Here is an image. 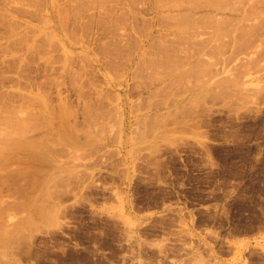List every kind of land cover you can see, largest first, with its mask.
Masks as SVG:
<instances>
[{"label": "rangeland", "instance_id": "374dc122", "mask_svg": "<svg viewBox=\"0 0 264 264\" xmlns=\"http://www.w3.org/2000/svg\"><path fill=\"white\" fill-rule=\"evenodd\" d=\"M134 1L131 11L127 0H102L110 15L92 8L93 19L77 22L64 0H47L41 11L36 0L0 9V142L13 138L0 151V264H264V0H157L145 57L121 91L126 140L119 145L111 125L104 141L80 138L77 150L59 143L56 121L71 107L79 114L98 96L114 105L96 68L107 62L122 80L123 62L153 15ZM13 120L32 130L15 133Z\"/></svg>", "mask_w": 264, "mask_h": 264}, {"label": "bare ground", "instance_id": "6f19581e", "mask_svg": "<svg viewBox=\"0 0 264 264\" xmlns=\"http://www.w3.org/2000/svg\"><path fill=\"white\" fill-rule=\"evenodd\" d=\"M32 1L33 0H0V9H2V10H0V12L2 11V12H4V13H6V10H8V7H9V10H10V5H11V3H13V2H18V3H22V4H26V5H32L33 3H32ZM63 1V0H62ZM66 3H68L69 4V6L73 9V10H75V13H74V11L73 10H69V9H67L68 11H73V13L76 15V18H75V21L77 22L80 18V16H82V18H84L85 17V21H87L88 20V18H86V16L87 17H89V15L91 16V17H89L90 19L92 18V16H93V10H97L98 11V13H102L101 11H103V15H104V13H108L106 10L108 9V7H107V9L105 10L104 8H106V6H107V4L105 5L104 4V6H103V2H102V0H64ZM114 1V0H113ZM118 0H115V4H117L118 2H117ZM127 1H129V3H131V4H129V7H131L130 9H131V11H132V9H134L135 10V6H136V2L133 0H127ZM164 1V0H163ZM167 1V0H166ZM166 1H164V2H166ZM172 1V0H171ZM168 1V2H170V3H175L174 1ZM177 1H179V0H177ZM188 1V0H187ZM194 2L196 1V0H193ZM198 1V0H197ZM212 2L214 1V0H211ZM216 1V0H215ZM225 1V0H224ZM36 2H37V0H36ZM39 2H41V3H39V5L41 4H43V5H46V2H47V0H40ZM110 2V1H109ZM121 3H122V0L120 1ZM120 2H119V4H120ZM141 3L143 2L144 4H146L147 5V8L148 9H150V11L153 13V15H152V17L150 18V20H148L149 21V31H148V33H147V35H145V38L143 37V38H141V37H136L137 39L135 40V39H133V40H135V43H134V47L135 48H133L134 50H133V52L132 51H130L131 52V54H127L128 55V58L126 59L127 61L126 62H123L124 64L122 65L123 67V71H121L122 72V75H123V78H122V80L121 81H115V79L117 78H113L114 77V73H115V75H116V73H117V71H119V69L116 71V72H113L112 71V69H110L109 67H111V65L110 66H108L107 65V62H103L102 64H97V72L99 73V75H101V77H102V83H104L105 85H106V87L108 86V88H112L113 89V92H112V97H110V98H112L113 99V101H114V105H112V107H111V109H110V107L108 108V107H106V106H103L102 104H101V99H100V96H98V101H97V103H91V104H89L88 105V102H86V100L84 101L85 103H83V105H82V110L81 109H79L78 108V112L80 111V113H81V115H82V119H83V121H84V126H82L81 128L78 126V124H77V116L76 115H79L77 112H76V109H75V111L73 110L74 108H77V107H71V109H72V112H70V113H68L67 112V114L68 115H65V117H58V119H57V124H56V127L55 128H57L56 129V132L58 133V139H60L61 141L59 142V140H58V142L61 144L62 143V145L65 143V144H67L68 143V146H70L71 148H72V150H77L78 148H81V146H83V144L85 145V144H89V143H94V142H98V141H104L106 138H107V134H108V131H110L112 128H111V125H112V127L113 126H116L117 127V129L115 130V138H116V140H117V142H118V144L120 145V144H122L123 143V141L124 140H126L125 138H124V136H123V132H124V129H125V116H126V114H125V112H126V110H125V108L126 107H124V102H126L125 100L127 99L126 98V94H125V92H121V91H123L122 89H123V87L127 84V80L125 79V77H126V75H127V73H128V70L131 68H133V67H137L136 69H138L139 68V66H137V61L139 60V59H141L142 57H141V55L142 54H144V52H143V46H144V43H145V41L147 40V38L150 36V34H151V32H152V29H153V25L155 24V19H154V16H155V14H156V11H157V6H159V5H162V0H161V2L162 3H160V4H158L159 2H160V0H159V2L157 1V0H143V1H140ZM155 2V3H154ZM158 2V3H157ZM168 2H166V3H164V5L166 6L167 5V3ZM180 2H183V1H180ZM190 2H192L191 0H190ZM193 2V3H194ZM201 2H203V1H199L197 4H199V3H201ZM205 2V1H204ZM203 2V3H204ZM230 2V1H229ZM245 2H247L246 0H245ZM263 2V1H262ZM17 3V4H18ZM105 3V2H104ZM113 3V2H112ZM125 2H123V4H124ZM132 3H135V6L133 7V5L134 4H132ZM141 3H139V5L141 4ZM172 3V4H173ZM178 3V2H177ZM184 3V2H183ZM188 3H189V1H188ZM203 3H202V5H203ZM206 3V2H205ZM205 3H204V7L206 8V6H205ZM209 3H210V0H209ZM209 3H207L208 5H209V7L210 8H212V3H211V5L209 4ZM216 3V2H215ZM218 3V2H217ZM216 3V4H217ZM232 3H234V1H232ZM231 3V6H233V4ZM8 4H9V6H8ZM16 4V6L18 7V5ZM37 4V6L38 7H40L39 9H40V11L42 10L41 8H43V6L41 7V5L39 6L38 5V2L36 3ZM65 4V3H64ZM118 4V5H119ZM127 4V3H126ZM221 4V3H220ZM224 4H225V2H224ZM224 4H223V6H224ZM263 4V3H262ZM25 5V6H26ZM67 5V4H66ZM65 5V6H66ZM110 5V4H109ZM132 5V6H131ZM141 5H143V4H141ZM170 5V4H169ZM174 5V4H173ZM183 5V4H182ZM190 5V4H189ZM188 5V6H189ZM230 5V4H229ZM15 6V5H14ZM20 6H21V4H20ZM34 6H36V5H34ZM64 6V7H65ZM68 6V5H67ZM67 6H66V8H67ZM113 6V5H112ZM117 6V5H116ZM144 6V5H143ZM165 6H163L164 7V9L163 10H165ZM178 6V5H177ZM183 6H185V5H183ZM183 6H182V10H181V12L183 13ZM190 6H193V4L192 5H190ZM189 6V7H190ZM200 5H198V7H199ZM214 6V5H213ZM220 6V5H219ZM222 6V5H221ZM219 7L220 9L219 10H221V9H223L224 7ZM228 7V5H227V3L225 4V7ZM11 7H13V5L11 6ZM22 7H24V6H22ZM64 7L62 6V8L64 9ZM104 7V8H103ZM111 7V6H110ZM114 7V6H113ZM138 7V6H137ZM136 7V8H137ZM175 7H176V4H175ZM174 7V8H175ZM179 7H180V9H181V4H179V6H178V10H179ZM193 7H197L196 5L195 6H193ZM201 7V6H200ZM199 7V8H200ZM203 7V8H204ZM251 7V6H250ZM254 8L256 7V6H253ZM93 8V9H92ZM95 8V9H94ZM112 8V7H111ZM144 8V7H143ZM155 8H157V9H155ZM162 8V7H161ZM167 8H168V6H167ZM169 8H171V7H169ZM176 8H175V10H176ZM185 8H187V6L185 7ZM184 8V9H185ZM215 8V7H214ZM217 8H218V6H217ZM257 8V7H256ZM255 8V9H256ZM44 9V8H43ZM91 9H92V13L91 12H88V11H91ZM102 9H104L106 12H104V10H102ZM141 9V8H140ZM155 9V10H154ZM193 9H195V8H193ZM229 9H232V8H229ZM248 9H250V8H248ZM254 9V10H255ZM19 10L18 8H15L14 9V7L12 8V10L11 11H14V12H17V11ZM45 10V9H44ZM112 11H111V13L113 12V9H111ZM116 10V9H115ZM118 10V9H117ZM119 10H120V8H119ZM125 10V9H124ZM128 10V9H127ZM134 10H133V13H134ZM138 10V9H137ZM159 10V9H158ZM170 10V9H169ZM173 10V9H172ZM174 10V11H175ZM178 10L176 11V12H178ZM191 10V9H190ZM212 10V9H211ZM211 10L209 9V10H207V11H209V12H211ZM257 10H258V14H257V16L259 15V9L257 8ZM257 10H255V11H257ZM61 11H63L64 12V10H61ZM64 12V14H66V13H68L67 14V19H68V15H71L72 13H70L69 14V12ZM85 11H87V15L84 13ZM100 11V12H99ZM122 11V10H121ZM126 11V10H125ZM140 11V10H139ZM160 11V10H159ZM187 11L188 12H190L189 10H185L184 12V14H186L187 13ZM252 11V10H251ZM251 11H249V12H251ZM117 12H119V11H117ZM150 12V13H151ZM165 12V11H164ZM193 12V11H192ZM61 13V12H60ZM84 13V14H83ZM95 13V12H94ZM132 13V14H133ZM137 13H139V12H137ZM137 13H134L135 15L137 14ZM168 13H173V11L171 12H168ZM194 13V12H193ZM192 13V14H193ZM203 13V12H202ZM254 13V12H253ZM41 14V13H40ZM39 14V15H40ZM73 14V15H74ZM78 14V15H77ZM83 14V15H82ZM109 15H110V13H108ZM120 14V13H119ZM166 14H167V11H166ZM170 14H169V16H170ZM178 14V13H177ZM176 14V15H177ZM183 14V15H184ZM192 14H191V16H192ZM194 14H196V13H194ZM206 14V13H205ZM205 14H203V15H205ZM42 15V14H41ZM61 15V14H60ZM73 15H71V16H73ZM75 15L73 16V17H75ZM100 15V14H99ZM114 15H115V13H114ZM135 15H134V17H135ZM138 15H140V14H138ZM158 15V14H157ZM172 15V14H171ZM179 15H181L182 16V14H179ZM187 15H188V13H187ZM190 15V14H189ZM200 15V14H199ZM203 15H201V17L199 18V16H198V18L199 19H201V18H203V19H205V20H209V19H207V18H204V17H202ZM256 15V14H255ZM3 16V15H2ZM1 15H0V17H2ZM46 16V15H45ZM71 16H69V18L71 17ZM100 16H102V15H100ZM118 16V15H117ZM117 16H115V18L117 17ZM168 16V15H167ZM167 16H165V17H167ZM174 16V15H173ZM172 16V17H173ZM181 16H179V17H181ZM185 16V15H184ZM194 16V15H193ZM206 16H207V14H206ZM205 16V17H206ZM65 17V16H64ZM63 17V18H64ZM72 17V18H73ZM77 17H78V19H77ZM105 17H107V16H105ZM110 17V16H109ZM120 17V16H119ZM133 17V16H132ZM133 17V18H134ZM159 17H160V15H159ZM162 17H164V16H162ZM161 17V18H162ZM187 17V16H186ZM190 17V16H189ZM209 17V16H208ZM4 18H5V16H4ZM45 18V17H44ZM62 18V20H64ZM81 18V19H82ZM125 19V21H126V17H124ZM160 18V19H161ZM171 18V17H170ZM175 18V17H174ZM183 18V17H182ZM188 18V17H187ZM197 18V19H198ZM0 19H2L3 20V18H0ZM93 19V18H92ZM101 19H102V17H101ZM107 19V18H106ZM113 19V18H112ZM112 19H109V20H111V22L113 21ZM116 19H118V17L116 18ZM121 19V18H120ZM138 18H135V20H137ZM142 18H140V20H141ZM159 19V20H160ZM180 20H181V18H179ZM191 19V18H190ZM189 19V20H190ZM195 19H196V17H195ZM202 19V20H203ZM5 20H6V18H5ZM5 20H3V23L5 22ZM83 20V19H82ZM81 20V21H82ZM100 20V19H99ZM103 20V19H102ZM105 20V19H104ZM170 20H173L172 18L170 19ZM169 20V21H170ZM178 20V19H177ZM176 20V21H177ZM201 20V21H202ZM218 20V19H217ZM47 21V20H46ZM61 21V20H60ZM89 21V20H88ZM92 21V20H91ZM107 21H108V19H107ZM124 21V22H125ZM141 21H143V20H141ZM164 21V20H163ZM162 21V19H161V22H163ZM192 21V20H191ZM193 21H194V18H193ZM196 21V20H195ZM198 21V20H197ZM196 21V22H197ZM200 21V20H199ZM61 22H63V21H61ZM75 22V23H76ZM100 22V21H99ZM103 22V21H102ZM145 22V23H144ZM143 23L146 25V23H147V21H144ZM165 22V21H164ZM181 22V21H180ZM183 22V21H182ZM184 22H185V20H184ZM205 22V21H204ZM209 22V21H208ZM215 22V21H214ZM6 23V22H5ZM66 23L67 22H65V25H66ZM74 23V22H73ZM75 23L73 24V25H75ZM83 23V22H82ZM89 23V22H88ZM92 23V22H91ZM104 23H106V22H104ZM110 23V22H109ZM115 24H117L118 23V21L117 22H114ZM113 23V24H114ZM135 23V22H134ZM140 23V22H139ZM142 23V24H143ZM169 23V22H168ZM173 23V22H172ZM178 23V22H177ZM191 23V22H190ZM199 23V22H198ZM197 23V24H198ZM206 23V22H205ZM218 23H221V22H218ZM70 24H72V23H70ZM100 24V23H99ZM102 24V23H101ZM120 24V23H119ZM118 24V25H119ZM157 24H158V22H157ZM163 24V23H162ZM165 24V23H164ZM169 24H171V23H169ZM204 23H202V25H203ZM222 24V23H221ZM52 25V24H51ZM81 25V24H80ZM80 25H78V26H80ZM107 25V24H106ZM135 25V24H134ZM138 25V24H137ZM182 25V24H181ZM184 25V24H183ZM199 25V24H198ZM202 25H201V27H202ZM205 25V24H204ZM216 25V24H215ZM1 26V25H0ZM6 26H8L9 27V24H7ZM61 26H64V25H61ZM85 26V25H84ZM87 27H88V24L86 25ZM86 26H85V28H86ZM103 26V25H102ZM147 26V25H146ZM145 26V27H146ZM162 26V25H161ZM160 26V27H161ZM169 26V25H168ZM171 26V25H170ZM175 26H176V24H175ZM221 26V25H220ZM8 27H6V28H8ZM45 27V26H44ZM48 27H50V25L48 26ZM73 27H77V26H73ZM106 27H108V26H106ZM139 27H141L140 25H139ZM166 27V26H165ZM180 27H182V26H180ZM187 27V26H186ZM64 28V27H63ZM67 28V27H66ZM65 28V29H66ZM77 28H80V27H77ZM76 28V29H77ZM83 28V27H82ZM103 28H104V26H103ZM138 28V27H137ZM148 28V27H147ZM147 28H145V29H147ZM170 28H172V26L170 27ZM176 28H178V29H180L179 27H177L176 26ZM185 28V27H184ZM215 28H216V26H215ZM9 29V28H8ZM55 29V28H54ZM70 29V28H69ZM84 29V28H83ZM82 29V30H83ZM125 29V28H124ZM139 29V28H138ZM137 29V30H138ZM178 29H176V30H178ZM187 29V28H186ZM196 29V28H195ZM71 30V29H70ZM85 30V29H84ZM90 30V29H89ZM136 30V29H135ZM171 30V29H170ZM175 30V31H176ZM182 30V29H181ZM9 31H10V29H9ZM64 31V30H63ZM72 31V30H71ZM86 31H87V29H86ZM91 31V30H90ZM104 31H106V30H104ZM111 31V30H110ZM133 31V30H132ZM180 31V30H179ZM190 31V30H189ZM220 31V33H221V30H219ZM223 31V30H222ZM12 32V31H11ZM54 32V31H53ZM66 32V31H65ZM116 32V31H115ZM131 32V31H130ZM5 34H6V31L4 32ZM10 33V32H9ZM16 33V32H15ZM14 33V34H15ZM49 33H50V31H49ZM176 33V32H175ZM174 32L172 33V34H175ZM186 33V32H185ZM191 33V32H190ZM193 33H195V32H193ZM193 33H192V36H193ZM11 34V33H10ZM9 34V35H10ZM51 34V33H50ZM66 34V33H65ZM125 34V33H124ZM180 34V33H179ZM189 34V33H188ZM7 35H8V31H7ZM6 35V37H11L12 35H13V33H12V35L11 36H7ZM17 35V34H16ZM52 35V34H51ZM83 35V34H82ZM118 35V34H117ZM120 35V34H119ZM135 35V34H134ZM219 35V34H218ZM222 35V34H221ZM220 35V36H221ZM132 36H133V33H132ZM174 36H176V35H174ZM13 37V36H12ZM52 37V36H51ZM183 37V36H182ZM187 37V36H186ZM129 38V37H128ZM134 38V37H133ZM177 38H179V37H177ZM190 38V37H189ZM54 39V38H53ZM122 39V38H121ZM182 39H184V38H182ZM176 40V39H175ZM178 40V39H177ZM180 40H181V38H180ZM185 40V39H184ZM183 40V41H184ZM221 40V39H220ZM114 41V40H113ZM187 41V40H186ZM59 42V41H58ZM106 43H107V41H106ZM110 43V42H109ZM114 43V42H113ZM179 44H182L183 42L181 41V43H180V41L178 42ZM223 43V42H222ZM112 44V43H111ZM115 44V43H114ZM113 44V46L115 47V45ZM123 44V43H122ZM128 44V43H127ZM149 44H151V43H149ZM109 45V44H108ZM110 46V45H109ZM113 46H112V48H113ZM127 46V45H126ZM156 46H159V44H157ZM161 46H162V44H160V48H161ZM223 46V45H222ZM104 47V46H103ZM108 47V46H107ZM120 47H122L121 45H120ZM120 47H117L118 49L120 48ZM154 47V46H153ZM168 47H170V48H172L171 46H168ZM177 47H179L178 45H177ZM181 47H182V45H181ZM111 48V49H112ZM128 48V47H127ZM131 48V47H130ZM129 48V49H130ZM151 48V47H150ZM167 48V47H166ZM165 48V49H166ZM121 49V48H120ZM124 49H125V47H124ZM132 49V48H131ZM155 49H156V51L158 50L156 47H155ZM154 49V50H155ZM163 49V48H162ZM164 49V50H165ZM169 49V48H168ZM168 49L166 50V52L168 51ZM174 49V48H173ZM117 50V49H116ZM122 50H123V48H122ZM122 50H121V52H122ZM126 50V49H125ZM161 50V49H160ZM159 50V53L161 52ZM163 50V51H164ZM182 50H184V48L182 49ZM181 50V51H182ZM113 51V50H112ZM118 51V50H117ZM117 51H115L114 52V54L113 55H115V53H117ZM120 51V50H119ZM124 51V50H123ZM150 51V50H149ZM219 51V50H218ZM120 52V53H121ZM125 52V51H124ZM129 52V53H130ZM145 52H148L147 50H145ZM152 52H153V49H152ZM151 52V53H152ZM157 53V52H156ZM125 54V53H124ZM166 54V53H165ZM117 55H119L118 53H117ZM122 55V54H121ZM126 55V54H125ZM167 55V54H166ZM166 55H164V57L166 58V62H167V60L169 59V58H167V57H169L168 55H167V57H166ZM142 56H144V55H142ZM171 56H172V54H171ZM110 57V56H109ZM118 57H120V59H123L122 57H124V56H118ZM126 57V56H125ZM141 57V58H140ZM145 57V56H144ZM184 57V56H183ZM186 57V56H185ZM116 58V57H115ZM149 58V57H148ZM147 58V59H148ZM151 58V57H150ZM173 57H171V59H172ZM110 59V58H109ZM113 59V58H112ZM118 59V58H117ZM146 59V60H147ZM186 59V58H185ZM198 59V58H197ZM125 60V59H124ZM153 60V59H152ZM155 60V59H154ZM162 59H160L159 60V62L161 61ZM165 60V59H164ZM163 60V62H165ZM175 60V59H174ZM182 60V59H181ZM181 60H178V61H181ZM99 61H101V60H99ZM168 61H171L170 59L168 60ZM183 61V60H182ZM172 62V61H171ZM176 62V61H175ZM184 62V61H183ZM198 62V61H197ZM153 63V62H152ZM157 63H158V60H157ZM120 64H122V63H120ZM154 64V63H153ZM156 64V63H155ZM172 65H173V63H171ZM160 65H162V64H160L159 63V65H156V66H158V67H160ZM178 65V64H177ZM102 66H103V68H102ZM119 66V65H118ZM121 66V65H120ZM145 67H146V64L144 65ZM169 66H170V64H169ZM154 67V66H153ZM116 68V67H115ZM146 68H150V67H146ZM145 68V69H146ZM156 69V68H155ZM154 69V70H155ZM150 70V69H149ZM153 70V69H152ZM153 70V71H154ZM157 70V69H156ZM159 71H161L160 69H158ZM158 70H157V73H158ZM112 71V72H111ZM130 71V70H129ZM134 71H136V70H134ZM139 71H140V69H139ZM142 71V70H141ZM144 71V70H143ZM120 72V71H119ZM146 72H147V70H146ZM151 72V71H150ZM110 73H113V75L111 76L110 75ZM156 73V72H155ZM154 73V74H155ZM160 73V72H159ZM161 73H163V72H161ZM117 74H119V73H117ZM153 74V75H154ZM136 75V73L134 74V73H132V76H135ZM139 75V74H138ZM146 75V74H145ZM165 75V74H164ZM120 76H121V73H120ZM150 76V75H149ZM152 76V75H151ZM157 76V75H156ZM155 76V77H156ZM159 76H160V78L161 77H165V76H161L160 74H159ZM137 77V76H136ZM140 77V76H139ZM158 77V76H157ZM156 77V78H157ZM129 78H130V76H129ZM140 78H142V77H140ZM147 78H149V77H147ZM150 78H152V79H154V77H150ZM149 78V79H150ZM156 78L154 79V82L156 81ZM118 79V78H117ZM140 80V79H139ZM138 80V81H139ZM141 83V82H140ZM156 83V82H155ZM140 85H143V84H140ZM105 87V86H104ZM145 87V86H144ZM107 89V88H106ZM102 90V89H101ZM111 90V89H110ZM112 91V90H111ZM110 91V92H111ZM58 93H60V91H58ZM60 102V101H59ZM91 102V101H90ZM89 102V103H90ZM64 103V102H63ZM62 102H60V104H63ZM87 103V105H85ZM59 104V103H58ZM59 104V107L60 106H62V105H60ZM9 107V106H8ZM10 108H11V106H10ZM61 108H66V107H64V106H62ZM81 108V107H80ZM8 109V108H7ZM13 109V108H12ZM11 110V109H10ZM9 109H8V111H10ZM66 110V109H65ZM12 111V110H11ZM10 111V112H11ZM68 111V110H67ZM69 111H70V109H69ZM5 112V111H4ZM12 113V112H11ZM77 113V114H76ZM64 114H65V112H64ZM80 115V116H81ZM128 116V115H127ZM5 117H4V122H5ZM11 119V118H10ZM46 120V119H45ZM113 120V121H112ZM14 122H15V120H13ZM47 121H48V119H47ZM111 121H112V123H111ZM7 122V121H6ZM9 122V121H8ZM7 122V123H8ZM13 122V123H14ZM16 124H17V122H15ZM13 124V126L15 125L16 126V128H15V126L14 127H12V128H14V130H15V133L17 132L16 130L18 129H20L22 126L24 127V125H21V124H26L25 126V128H23L22 127V130H20V131H22L21 133H24L25 135H26V133H25V129H27L28 128V130L27 131H29V128H31L30 130H32V126H30L31 124H29V123H25V122H23V123H20V124ZM45 123H46V121H45ZM109 123H111L110 125H109ZM29 124V126H27ZM7 125H9V123L7 124ZM19 125H20V127H19ZM55 126V125H54ZM79 128H78V127ZM18 127V128H17ZM9 128V127H8ZM24 130V131H23ZM55 131V130H54ZM30 132V131H29ZM29 132H27L28 134H29ZM2 133V132H1ZM6 133V132H5ZM19 131H18V136L19 137H21L20 135H19ZM20 133V134H21ZM3 134L4 133H2V136H3ZM16 134V135H17ZM24 134H21V135H23L24 137H25V135ZM55 134V133H54ZM51 135V136H55V135ZM8 135V134H7ZM9 135H11V134H9ZM2 136H1V138H2ZM17 136V137H18ZM22 136V137H23ZM47 136V135H46ZM50 136V137H51ZM8 136H6L5 137V134H4V140L2 141V144H1V142H0V144L3 146H0L1 148L0 149H2V148H6L7 146L5 145L6 143H8L9 145H10V141L9 142H7L9 139H10V137H8ZM13 137H15V138H17L15 135H13ZM27 137V136H26ZM48 138H49V135L47 136ZM46 137V138H47ZM44 138V137H43ZM47 138V139H48ZM80 138H83L82 140V142H83V144H81L80 143ZM3 139V138H2ZM11 139H12V141H13V138L11 137ZM26 139V138H25ZM24 139V140H25ZM27 139H29V137H27ZM40 139H42V138H40ZM54 139V138H53ZM56 139V138H55ZM5 140H7V141H5ZM17 142L20 140H22L21 138L19 139H15ZM32 140V139H31ZM49 141L51 140V139H48ZM57 140V139H56ZM4 141H5V143H4ZM35 141H36V139H35ZM35 141H34V143H35ZM42 141V140H41ZM65 141V142H64ZM26 142V140L25 141H22L21 143H25ZM39 142V141H38ZM46 142H48L47 140H46ZM55 142V141H54ZM64 142V143H63ZM3 143H4V145L6 146H4L3 145ZM27 143H29V146L27 145ZM26 143V145L28 146V147H31V144H32V147H36L35 145H33L34 143L33 142H27ZM37 143V142H36ZM50 143H52V140L50 141ZM50 143L48 142V143H46L47 145L49 144L50 145ZM7 144V145H8ZM17 145H18V143H16ZM8 145V146H9ZM22 146V145H21ZM20 146V148H21V151L23 152V150H22V148L23 147H21ZM51 147V146H50ZM7 148H9V147H7ZM12 148V147H11ZM17 148V147H16ZM25 148V147H24ZM37 148V147H36ZM35 148V149H36ZM14 150V149H13ZM12 150V151H13ZM16 150H19V147H18V149H16ZM37 151H38V153H39V150L38 149H36ZM0 151H4V149H2V150H0ZM8 153H9V155L12 153V152H10V149H8V150H6ZM31 151L32 150H29L28 151V154H29V152L31 153ZM42 151V150H41ZM53 151V150H52ZM18 152V151H17ZM17 152H13L14 154H15V156L17 155ZM33 152V151H32ZM35 152V151H34ZM33 152V153H34ZM8 153H7V155H8ZM24 153V152H23ZM25 153H26V151H25ZM24 153V154H25ZM36 153V152H35ZM47 153V152H46ZM5 154H6V152H5ZM14 154H12V155H10V158L12 159V157H13V155ZM23 154V155H24ZM37 154V153H36ZM40 154H41V152H40ZM39 154V155H40ZM45 154V153H44ZM30 155V154H29ZM47 155H48V153H47ZM46 156V155H45ZM44 156V157H45ZM49 156H51V155H49ZM41 157H42V159H43V162L45 161L44 160V158H43V156H38L37 158H39V160H42L41 159ZM48 157V156H47ZM6 158H9L8 156H6ZM16 158H17V156H16ZM25 158H26V156H25ZM27 158H28V160L30 159L28 156H27ZM26 158V159H27ZM31 158H33L32 156H31ZM45 159H47V158H45ZM48 159H50L49 157H48ZM5 161H6V159H4ZM31 160H34V158L33 159H30V161ZM50 160H52V158L50 159ZM49 160V161H50ZM49 161H47L48 163H49ZM42 162V161H41ZM45 163V162H44ZM47 163V164H48ZM6 164V163H5ZM41 165V164H40ZM35 167V166H34ZM37 168H38V166H37ZM1 169V168H0ZM4 170V169H3ZM40 170V169H39ZM1 172V171H0ZM2 173H3V171H2ZM0 175H1V173H0ZM40 213L42 214L43 212H39L38 211V213H37V215L39 214V216H42V215H40ZM27 220V219H26ZM27 224H28V221H27ZM21 225H23V223H21ZM23 227H25V226H23ZM21 229V228H20ZM7 230V229H6ZM12 230V229H11ZM17 231V230H16ZM20 231V230H19ZM1 232V231H0ZM18 232V231H17ZM3 234V233H2ZM8 234H10L9 233V231H8V233H7V235ZM12 234V233H11ZM0 235H1V233H0ZM15 235V234H14ZM3 236V235H2ZM17 236V235H16ZM11 237V236H10ZM9 237V238H10ZM14 237V236H13ZM12 237V238H13Z\"/></svg>", "mask_w": 264, "mask_h": 264}]
</instances>
